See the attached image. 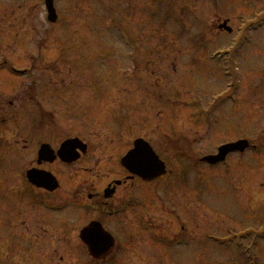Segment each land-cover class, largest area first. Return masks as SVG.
Here are the masks:
<instances>
[{
    "label": "flooded vegetation",
    "instance_id": "flooded-vegetation-1",
    "mask_svg": "<svg viewBox=\"0 0 264 264\" xmlns=\"http://www.w3.org/2000/svg\"><path fill=\"white\" fill-rule=\"evenodd\" d=\"M10 1L9 9L13 8L0 12V21L15 27L12 40L19 44L23 31L32 28L21 3ZM255 1L259 13L240 27L235 19L249 11H233L238 0H130V4L143 8L147 16L160 14L151 11L155 6L164 8L156 30H178V36L192 28L208 29L213 36L242 31V38L229 39L233 46L253 41L248 31L264 29V0ZM44 4L47 10L46 0ZM56 4L54 0L58 18L51 21L47 10L49 26L37 47L57 41L56 25L62 22ZM144 23L154 27L153 22ZM199 39L177 40H186L187 52L190 46H200L195 57L202 61L200 54L206 48ZM206 40L219 43L216 37ZM168 45H151L146 53L135 56V69L115 70L117 85L111 88L94 72L68 69V77L74 73L82 86L68 85L70 94L60 84L67 64L74 60L58 63L56 53L39 52L37 58L30 54L40 63L32 65L35 83L14 86L9 94L0 96V132L6 142L0 150V264H181L174 258L175 249H183L181 245H189L197 260L199 248L195 245L202 233L196 213L201 165L209 166L213 176V168L248 149L231 152L216 164L202 160L216 152L212 148L199 154L195 146L199 130L193 124L204 120L213 132L216 107L213 101L202 107L194 96L182 93L185 83L198 82L192 78L197 71H184L182 59L171 60ZM179 45L175 43L176 50H185ZM232 46L225 53H218L215 47L211 55L230 54ZM179 68L183 73H178ZM17 72L32 76L29 68ZM170 77L176 80L170 81ZM55 96L53 103L68 112L61 125L45 121V115L54 117L51 104ZM44 100L46 104H42ZM175 101L179 104L170 109ZM241 138L245 137L227 142ZM149 145L166 166L164 173L147 178L137 171L139 163L145 162L156 169L157 161L148 155ZM129 153L135 155L127 166L124 159ZM169 173H173L171 183Z\"/></svg>",
    "mask_w": 264,
    "mask_h": 264
},
{
    "label": "rangeland",
    "instance_id": "rangeland-1",
    "mask_svg": "<svg viewBox=\"0 0 264 264\" xmlns=\"http://www.w3.org/2000/svg\"><path fill=\"white\" fill-rule=\"evenodd\" d=\"M238 1L235 4L237 7L232 6L233 11H249L247 14L242 13L245 15L242 19L239 16L235 19L234 23L240 27L259 13V4L255 0H249L247 4L246 0ZM10 2L0 0V12L12 10L13 6L9 9ZM16 2L21 3L22 11L29 17V27L32 29L23 31L25 36L18 44L12 40L15 27L10 28L0 21L1 97L9 94L14 86L27 87L35 83L32 65L36 62L30 54L36 57L39 52L48 56L50 52L56 53L58 63L74 60L67 64L60 84L64 91L68 85L82 88L80 83L77 84L74 73L68 77V69L70 71L78 67L88 70L90 75L94 72L106 88H111L117 85L115 70L135 69V56L143 55L151 45L160 43L169 44L171 60L182 59L184 71H197V75L192 78L196 81L199 79L198 82L185 83L186 91L181 86L182 93L188 98L194 96L204 104H201L202 107L205 102L211 101L216 107L215 113L213 112V132L210 123L204 120L193 124L199 130L198 143L195 145L199 154L212 148L213 152H217L219 145L238 137L248 138L256 148L243 155H231L228 162L213 168V176L209 175V166L201 165L202 173L197 179L201 199L196 213L202 233L198 238L199 243L195 245L199 248V257L194 261L195 255L193 252L191 254V247L181 245L183 249H175L174 258L181 264H264V29L248 31L247 34L253 41L232 46L229 39L242 38V31L213 36L208 29L192 28L186 29L184 36H178V30H156L157 21L163 17L161 14L164 8L159 6L150 10H159L160 14L147 16L143 8L131 5L130 0H57L56 6L59 14L61 13L59 21L62 22L56 25L57 41L49 47H37L38 39L45 38L49 26L44 0ZM244 6L246 9H243ZM252 8L256 10L252 11ZM133 21L137 24L134 25ZM144 22H153L154 27ZM19 25L20 23L16 27ZM192 36L200 38L199 43L206 48L200 54L202 61L195 57L200 46H190V51L187 52L189 45L186 40L184 43L177 40ZM212 37L218 40L217 45L206 40ZM175 43H180L179 49L185 50H176ZM230 46L234 48L230 54L220 57L211 55L215 47L220 52ZM219 58L226 59L216 63ZM178 60L174 62L177 65L180 64ZM200 64L202 65L199 66ZM35 66H40V63ZM26 68L32 70V76L27 74L22 77L17 72ZM183 70L179 68L178 73H183ZM169 79L176 80L173 77ZM44 81L46 80L42 83ZM70 91L67 89L66 92L70 94ZM55 99L56 96L52 97L51 104L54 117L45 115V121L48 119L49 122L61 125L66 121L68 112L66 107L54 104ZM46 103V100L42 102ZM178 104L175 101L170 109ZM3 136L1 131L0 150L6 144ZM172 179L173 173H169V183Z\"/></svg>",
    "mask_w": 264,
    "mask_h": 264
},
{
    "label": "water",
    "instance_id": "water-1",
    "mask_svg": "<svg viewBox=\"0 0 264 264\" xmlns=\"http://www.w3.org/2000/svg\"><path fill=\"white\" fill-rule=\"evenodd\" d=\"M46 6H47L48 14H49V19L51 21H56L58 18V12L54 5V0H46ZM148 147L150 151L148 155H150V158H153L154 161H157L156 169H152L151 167L146 166V162H145L143 164L139 163L140 166H138V171H137L140 175L147 177V178L150 176H156V175L164 173L165 166H166L165 163L159 159L158 155L155 153L153 148L150 145ZM248 147H249L248 139H240L234 142H228V143L222 144L219 147L218 153L206 155L202 158V160L207 161L209 163L216 164L218 162L224 161L227 158V155L229 153L233 151L244 152ZM133 155L135 154L132 153L131 155V153H129L127 156H125L124 163L127 166H130V159H131V156ZM93 246H94L93 244H90L91 250H93L94 254H97L94 251Z\"/></svg>",
    "mask_w": 264,
    "mask_h": 264
}]
</instances>
